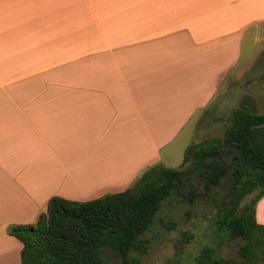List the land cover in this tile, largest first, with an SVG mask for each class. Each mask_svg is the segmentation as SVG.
Returning a JSON list of instances; mask_svg holds the SVG:
<instances>
[{
	"label": "crops",
	"instance_id": "crops-1",
	"mask_svg": "<svg viewBox=\"0 0 264 264\" xmlns=\"http://www.w3.org/2000/svg\"><path fill=\"white\" fill-rule=\"evenodd\" d=\"M262 30L264 0H0V264H20L7 228L52 197L122 192L161 165Z\"/></svg>",
	"mask_w": 264,
	"mask_h": 264
},
{
	"label": "trees",
	"instance_id": "trees-1",
	"mask_svg": "<svg viewBox=\"0 0 264 264\" xmlns=\"http://www.w3.org/2000/svg\"><path fill=\"white\" fill-rule=\"evenodd\" d=\"M247 103L224 121L221 136L190 143L178 169L151 167L126 190L90 201L52 197L34 224L9 226L7 234L22 243L20 264H105L104 248L122 264H139L146 242L141 238L162 204L193 175L203 182L204 194L229 178L212 223L219 238L241 242L243 259L226 260L205 248L193 264H264V225L255 218L256 203L264 197V114ZM224 154L231 156L230 163L221 162Z\"/></svg>",
	"mask_w": 264,
	"mask_h": 264
},
{
	"label": "rangeland",
	"instance_id": "rangeland-1",
	"mask_svg": "<svg viewBox=\"0 0 264 264\" xmlns=\"http://www.w3.org/2000/svg\"><path fill=\"white\" fill-rule=\"evenodd\" d=\"M253 40L247 37L243 44L239 69H245L230 77L210 107L198 113L163 151V161L158 166L178 169L186 147L190 143L221 136L225 130L224 121L242 102H248L249 106L253 104L258 114H264V35H260L257 42ZM221 162L230 163L231 156L224 154ZM228 187L229 178L223 180L219 188L204 194L203 182L198 176L187 178L181 190L162 204L141 238L146 242L145 253L137 257L139 264H193L205 248L213 249L215 255L223 259L242 262L239 255L241 242L219 238L212 223L216 204L223 198ZM256 194L244 198L240 207L250 204ZM188 198L193 202H189ZM187 236H191L188 241ZM103 257L105 264H122L119 256L108 248L103 249Z\"/></svg>",
	"mask_w": 264,
	"mask_h": 264
}]
</instances>
